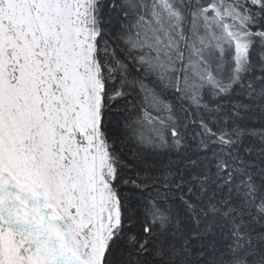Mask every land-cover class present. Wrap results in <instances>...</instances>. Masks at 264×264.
<instances>
[{
  "label": "snow or ice",
  "instance_id": "obj_1",
  "mask_svg": "<svg viewBox=\"0 0 264 264\" xmlns=\"http://www.w3.org/2000/svg\"><path fill=\"white\" fill-rule=\"evenodd\" d=\"M0 264H264V0H0Z\"/></svg>",
  "mask_w": 264,
  "mask_h": 264
}]
</instances>
